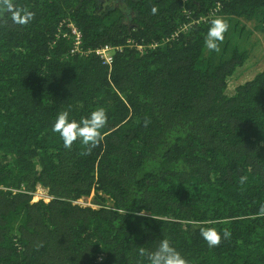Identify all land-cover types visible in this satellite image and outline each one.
I'll return each mask as SVG.
<instances>
[{"label":"trees","instance_id":"trees-1","mask_svg":"<svg viewBox=\"0 0 264 264\" xmlns=\"http://www.w3.org/2000/svg\"><path fill=\"white\" fill-rule=\"evenodd\" d=\"M215 17L229 30L210 51ZM254 31L264 0H0V264H149L165 239L187 264H264ZM98 107L102 140L65 148L58 113Z\"/></svg>","mask_w":264,"mask_h":264},{"label":"clouds","instance_id":"clouds-1","mask_svg":"<svg viewBox=\"0 0 264 264\" xmlns=\"http://www.w3.org/2000/svg\"><path fill=\"white\" fill-rule=\"evenodd\" d=\"M7 8L13 13V20L21 25L30 23L35 15L27 9H15L10 2L7 3ZM151 11L155 14L157 9L153 7ZM228 30L229 24L224 18L211 19L204 41L207 49L219 51V44L224 41ZM106 123L107 113L103 107L95 108L80 120L70 118L69 111L65 110L58 113L52 131L59 134L65 148H71L76 141L85 146L95 147L103 138L102 130ZM201 235L210 247L217 246L221 241V234L214 228H202ZM229 236L230 232L224 230L223 238ZM141 254H144L143 250ZM148 262L149 264H187L184 257L166 239L162 240L154 251L148 253Z\"/></svg>","mask_w":264,"mask_h":264},{"label":"rangeland","instance_id":"rangeland-1","mask_svg":"<svg viewBox=\"0 0 264 264\" xmlns=\"http://www.w3.org/2000/svg\"><path fill=\"white\" fill-rule=\"evenodd\" d=\"M253 35H254V37H253L254 38V42H258V43H260V46H263L264 47V37L260 33L256 32V31H254V34ZM105 53H108V51H105ZM260 58H261V60H260V62L258 64V66L259 65L264 66V52L262 54H260ZM246 75H247V73H246ZM242 80L243 79H239V80L235 81L234 82V85L235 84H238ZM37 199H38V196L37 195L33 196V198H32L33 201H36ZM92 199H93V197H89V198L82 199V202L80 204L81 205H93L92 204V201H93Z\"/></svg>","mask_w":264,"mask_h":264},{"label":"built area","instance_id":"built-area-1","mask_svg":"<svg viewBox=\"0 0 264 264\" xmlns=\"http://www.w3.org/2000/svg\"><path fill=\"white\" fill-rule=\"evenodd\" d=\"M74 32L78 33L75 29H74ZM79 34V33H78ZM80 35V34H79ZM105 50H110V48L106 47V48H103V49H100L99 51H97L98 54H100L101 56L104 55V57L106 58L107 61H110L111 60V56L110 55H107V53H105L104 51ZM33 196L37 195L38 196V199H43L45 201H48L50 199H52V196H50L49 194L45 193V192H42V191H35L32 193ZM82 202V199H78L76 201H74V203H78L80 204Z\"/></svg>","mask_w":264,"mask_h":264}]
</instances>
